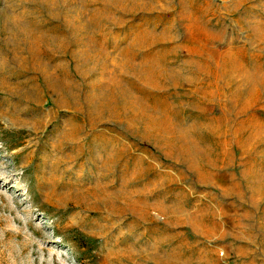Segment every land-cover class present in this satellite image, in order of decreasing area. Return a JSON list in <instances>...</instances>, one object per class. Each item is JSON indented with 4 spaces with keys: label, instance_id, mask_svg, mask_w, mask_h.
<instances>
[{
    "label": "rangeland",
    "instance_id": "1",
    "mask_svg": "<svg viewBox=\"0 0 264 264\" xmlns=\"http://www.w3.org/2000/svg\"><path fill=\"white\" fill-rule=\"evenodd\" d=\"M0 264H264V0H0Z\"/></svg>",
    "mask_w": 264,
    "mask_h": 264
}]
</instances>
